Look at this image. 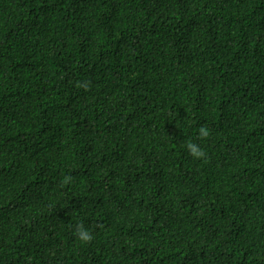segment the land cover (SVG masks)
<instances>
[{
  "label": "trees",
  "instance_id": "obj_1",
  "mask_svg": "<svg viewBox=\"0 0 264 264\" xmlns=\"http://www.w3.org/2000/svg\"><path fill=\"white\" fill-rule=\"evenodd\" d=\"M0 264H264V0H0Z\"/></svg>",
  "mask_w": 264,
  "mask_h": 264
},
{
  "label": "clouds",
  "instance_id": "obj_2",
  "mask_svg": "<svg viewBox=\"0 0 264 264\" xmlns=\"http://www.w3.org/2000/svg\"><path fill=\"white\" fill-rule=\"evenodd\" d=\"M198 135H199V138H201V139L207 138L210 135V130L208 128L202 126L198 130ZM185 147H186L187 151L189 152V154L191 156H193L194 158H200L204 155L203 148L194 141H189L185 145ZM68 180H70V177L66 176L64 178V181L67 182ZM75 235H76L78 241L82 244L88 243L93 238L90 231L82 223L76 225Z\"/></svg>",
  "mask_w": 264,
  "mask_h": 264
}]
</instances>
